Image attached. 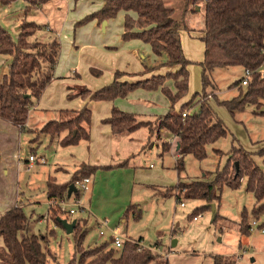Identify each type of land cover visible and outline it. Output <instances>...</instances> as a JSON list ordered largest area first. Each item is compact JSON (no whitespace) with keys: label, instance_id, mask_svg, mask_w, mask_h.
Listing matches in <instances>:
<instances>
[{"label":"trees","instance_id":"obj_1","mask_svg":"<svg viewBox=\"0 0 264 264\" xmlns=\"http://www.w3.org/2000/svg\"><path fill=\"white\" fill-rule=\"evenodd\" d=\"M18 0H0L2 7H9ZM29 9L40 8L49 0H24ZM186 12L191 8H204V29L200 40L204 44V58L200 62L202 69V92L182 104L178 112L174 106L184 99L189 92V66L191 61L185 56L182 46L181 32L184 20L175 18V10L165 0H104L103 7L86 16L76 24V28L97 20L101 25L110 21L120 13H124V33L122 39L130 41L141 40L150 45L153 54L164 61L153 66L145 64L146 72H155L166 68L165 74H154L152 77L137 82L122 81L126 73L117 71L114 81L97 90L84 88L79 93L69 95L70 99L82 96L91 101L112 102L126 98L131 92L143 88L146 90L161 89L171 102V110L154 120H141L135 114L113 108L111 117L105 120L115 137L132 134L141 128H146L149 138L154 134L174 138L176 142V166L178 173L184 170V159L192 155L197 160L207 158L208 146L228 136V129L219 118L212 106L211 100L223 105L235 115L253 107V114L264 116V0H184ZM136 15V18L132 16ZM43 27L35 21L23 19L17 27V37L0 25V55L12 57L9 73L0 83V119L5 120L24 130L29 119L30 110L40 100L47 86L54 78L56 64L60 57L61 44L58 38L49 42L38 39V32ZM186 28V27H185ZM190 31V30H189ZM240 67L253 72L248 85L242 86L243 77L233 83L230 88H239L238 96L232 100L220 101L216 95L217 84L213 74L218 69ZM93 75L99 72L91 70ZM168 82H173L176 91L170 90ZM199 99L197 102L196 100ZM199 105V111L190 113L192 103ZM74 119L52 120L44 125L41 134L50 137L66 136L60 141L62 147L74 146L81 141H91L92 111L85 106L80 111H74ZM187 116L184 118L183 114ZM154 126V127H152ZM76 133V134H75ZM52 139V138H51ZM167 146V145H166ZM168 147L164 153L170 152ZM217 154L222 151L215 150ZM264 161V148L250 152L240 147H233L228 161L222 170L214 173L212 180H194L179 182L171 189L181 188L176 195L178 203L186 200L203 201L205 206L197 210L211 208L213 203H220L225 188L237 190L242 186L241 180L247 179L246 191L253 194L256 203L253 213L257 216L264 212V170L256 163L255 157ZM238 163V169L236 166ZM127 161L119 165L91 166L82 164L75 172L72 180L59 184L53 177L47 181V197L51 201L80 199L82 193L76 191L71 197L68 192L77 180L91 178L100 170L125 168ZM196 211V210H195ZM140 219V209L130 205L126 211ZM65 214L58 207L49 206L48 215L34 219L26 213L24 206L17 203L0 216V237L3 246L0 247V264H59L54 260L49 248V235L36 234L33 230L35 221L52 220L57 227L65 228L59 219ZM215 213V220L217 217ZM195 213H193L192 217ZM68 222L70 220H67ZM73 222V221H72ZM260 227V226H259ZM251 225L247 222V211L242 214L241 233L249 235ZM81 230V220H77L73 232L75 239V255L70 264H171L169 258L154 252L151 248H160L157 242L153 246L140 249L143 239H128L121 248H113L114 239L101 246H95L83 251L86 231ZM78 255V256H77ZM222 257L215 256L212 264H223ZM225 264H236L230 261Z\"/></svg>","mask_w":264,"mask_h":264},{"label":"rangeland","instance_id":"obj_2","mask_svg":"<svg viewBox=\"0 0 264 264\" xmlns=\"http://www.w3.org/2000/svg\"><path fill=\"white\" fill-rule=\"evenodd\" d=\"M102 2L103 0H49L40 8L32 9L28 18L43 27L38 35L45 37L46 41L58 38L61 44L60 54H71L70 58L74 64L82 61L83 65H86L87 60L92 61L87 55L88 50L83 51L82 56L76 57L70 52V49L74 51L76 49L71 48L70 42L74 38L69 28L73 21H81L97 12ZM170 2L169 6L175 10V18L185 21L181 40L185 56L191 61L189 92L182 99L186 103L196 93L202 92L200 62L204 51L200 35L204 29V12L197 10L192 12L191 8L186 12L184 0ZM125 16L124 13H120L117 18L111 20L109 30L103 33L102 37L114 38L120 34ZM47 28L51 29V32ZM189 29L195 30L194 32L200 35H190L189 32L193 31ZM145 45L143 44V51L140 50L146 56L145 61L142 62L150 65L154 63L155 56L150 45ZM99 58L100 56L98 62H100ZM138 67L141 69V65L137 62L135 66L137 72L140 70ZM98 71L99 77L106 74L103 70ZM241 77L240 67L218 69L214 72L213 79L217 84L216 95L220 101L232 100L237 96V91L230 86ZM171 84L170 90L175 92L176 89L173 83ZM182 100L177 103L178 106H174V110H180ZM119 101L126 107L128 113L133 112L145 121L166 115L172 107L161 89L151 91L139 88L126 98H120ZM194 103L188 110L190 113L199 111V105ZM211 103L228 129V136L208 146V156L204 160H197L192 155L186 156L185 167L181 173L175 169L176 158L172 153V150H176L177 140L169 138L166 133H162V136L154 134L149 138L147 129L141 128L118 138L115 150L119 157L115 155L113 163L110 164L119 165L127 161L128 166L111 170L100 169L91 177L92 181L95 180L97 183L94 198L91 200L92 189L82 193L80 197L81 204L85 205L90 213L62 215L66 220L75 218L81 220L80 232H87L83 251L109 242L113 236L111 230L116 228L119 235L124 238L143 237L145 247L159 242L161 252L165 254L171 252V264H210L215 256L222 257L223 264L230 261H236V264H264V212L259 216L253 213L254 207L259 203H256L253 194L246 191L247 179L241 180L242 186L237 190L225 188L220 203L215 202L211 208L204 211L197 208L205 206L206 203L186 200L185 191L182 193L185 207H181V203H178L173 196L179 193L181 188L171 189V187L179 182L212 180L214 173L222 170L226 165L233 147H240L250 152L264 148V116L254 115L253 107L232 115L225 106L217 104L215 100H211ZM75 116L76 114L70 112L65 114L63 119H74ZM26 126L27 124L24 127L26 132L20 134L19 130H16L12 134L9 123L0 119V214L10 210V207L15 206L18 201L24 206L26 213L33 215L37 220L48 215V176L55 178L59 184L70 181L76 165L87 160L89 150L85 142L64 149L57 144V140L62 136L45 138V135L41 134L44 126ZM28 135L32 136V143L41 141L38 148H35V145L31 150L28 149L25 144ZM51 138L54 140L52 144H50ZM168 147L171 153L163 154L162 151ZM215 150L222 153L217 154ZM30 155H35L39 162L28 169L25 160ZM42 158L46 163L41 162ZM255 161L264 170L263 159L256 156ZM58 167L61 169L57 170ZM128 168L130 171H122ZM131 168L140 169L134 173ZM131 202L137 204L140 209V219H135L132 213L125 216ZM244 210L247 211V222L252 227L249 235L240 232ZM193 213L199 218L198 221H194ZM96 217L109 222L111 229H104L106 232L104 237L99 235L102 228L97 225ZM254 222L257 226H253ZM33 230L40 235H49L54 231L55 234L49 237L52 256L59 264H70L75 255L73 233L68 234L57 227L54 221L46 219L35 221ZM174 241L177 243L175 246H173ZM0 244H2L1 239ZM110 246L115 248L113 245Z\"/></svg>","mask_w":264,"mask_h":264},{"label":"crops","instance_id":"obj_3","mask_svg":"<svg viewBox=\"0 0 264 264\" xmlns=\"http://www.w3.org/2000/svg\"><path fill=\"white\" fill-rule=\"evenodd\" d=\"M165 1L168 5L171 3L170 2L171 0H165ZM103 5H104V0L102 2L101 7L97 8V10L99 11L103 7ZM27 7H28V3L25 2L24 0H18L9 7H2L0 5V25L6 28L8 31H10L14 38H16L18 35L16 31L17 26L21 23L23 19L26 18L29 21H33L28 18V15L32 11V9H29L28 13L26 14ZM197 11L204 12L203 5L198 7ZM132 16L136 18L135 14H132ZM78 22L80 21L79 20L73 21L69 28V31L73 32V38H74V40L71 38L72 39L70 42V45H72L71 48L76 49L75 51L73 49H70L71 51L70 50L69 51L76 57L77 55L82 56L83 51L88 50L87 55L89 58L92 59V61L89 62L87 60L86 65H83L82 61L78 64H74V61H71V58H70L71 54L69 55H65V53L60 54L59 60L56 64L54 78L52 82L47 86L40 100L30 110L29 119H28L27 126H26V127H29V126L34 125V126L39 127V126H44L46 123L52 120H64L63 117L65 114L74 112V111H80L85 106H87L92 111V124H91V131H90L91 141L90 142L81 141V142H85L86 145L88 146L89 156L87 160H84L81 163H78L76 165V168L73 174H75V172L80 168L82 164H88L91 166H108V165H111L110 163H113L115 155H116L115 157H119V154L116 153L115 148H116L117 140L120 137H115L112 133L111 126L109 124H106L104 121L111 117L113 108H118L124 112H126L127 110H125L126 107H124L120 103L119 101L120 98L112 102H106V101L96 102V101H91L90 99H84L82 96H78L73 99H70L69 95L72 93L74 94L79 93L80 90H83L84 88H88L93 92L97 91L111 84L115 79V74L117 71L126 73L127 76H124L121 80L129 81V82H137L140 80H145L147 78L152 77V75L154 74H165L167 72L166 68H162L158 71L151 72V73L145 71V68H144L145 62L144 63L142 62V60L145 61L146 59L144 52H142L143 44L145 45V43L138 39L124 41L122 39V35L124 33V25H123V29L121 30L120 34H118L116 37L105 38V37H102V34L107 33V31L109 30L111 20L107 22V26L104 31L102 30V24L100 25L97 20H94L90 22L89 24L76 28V24ZM191 29L189 30L193 32H189L190 35L191 34L198 35V36L200 35L194 32L195 30H191ZM47 30L51 32V29L47 28ZM39 36L40 35H37L38 39L44 42L50 41V40L46 41L45 37H42V36L39 37ZM145 46H148V45H145ZM202 47L204 51V44ZM99 56H100L99 58L100 62H98ZM202 57L204 58V53ZM203 58H201V60H203ZM163 61H164L163 59H158L155 56L154 63L153 64L150 63V65L149 64L147 65L153 66ZM11 62H12L11 56L0 55V83L2 82L4 76L9 73V66ZM137 62L139 63V65H141V69L138 67V69H140L138 72L135 68V66L137 65ZM91 69L103 70L106 74L99 77V76L93 75L91 72ZM241 69H242V77H243L244 69L243 68ZM171 83L173 82H168L167 85L170 86L172 85ZM232 89L237 91L236 95L238 96L239 94L238 88H232ZM218 95H219V92H218ZM182 101L183 103H185L184 100ZM175 111L178 112L177 110ZM131 113L134 114L133 112ZM9 130L12 134H14L16 130H19L20 134H22L23 132H26V130L24 131L20 129L19 127L14 126L11 123H9ZM66 134L67 133L62 134V137L57 140L58 146L62 147L60 145V141L66 136ZM49 137L50 136L45 135V138H49ZM31 141H32V136L28 135L27 139L25 140V144L30 150H31V147L35 145H36L35 148H38L39 147L38 144L41 142L40 141L39 143H32ZM53 142L54 140L50 139V144H52ZM76 146H78V144L74 146L63 147V148L69 149V148L76 147ZM172 153L176 158L177 157L176 150H172ZM28 160H29V157L27 158V160H25V163L27 165H29ZM19 161L21 160L19 159ZM175 166H176V163H175ZM60 169H61L60 167L57 168V170H60ZM139 169L140 168H137V169L133 168L132 170H134V173H135ZM128 170L129 168L122 170V171L128 172ZM48 179L49 178H47V181ZM68 182L69 181H66L60 184H65ZM96 184L97 183L95 182V180H93L92 186H91L93 195L91 197V200L94 198L95 192H97ZM17 200H18V197H17ZM49 202L50 201L48 200V203H47L48 206H49ZM132 203L133 202H131L129 206L135 205ZM15 206H11L10 208H13ZM87 213H90L89 209H87ZM2 214H4V211L0 214V216ZM98 219H101V218L96 217V221ZM74 220L77 221L80 219L75 218V219L70 220L69 222H72ZM140 238H142L144 241L143 237H140ZM0 239L2 240V244H0V246L1 245L3 246V239L1 237ZM128 239L137 240L134 238H128ZM168 254H169L168 258L170 261L171 252H168ZM212 263L213 261L210 262V264Z\"/></svg>","mask_w":264,"mask_h":264},{"label":"built area","instance_id":"obj_4","mask_svg":"<svg viewBox=\"0 0 264 264\" xmlns=\"http://www.w3.org/2000/svg\"><path fill=\"white\" fill-rule=\"evenodd\" d=\"M253 72L251 70H245L244 71V76H243V80H242V86H247L248 82L252 76ZM263 76H264V72H263ZM187 116L186 113L183 114V117L185 118ZM37 162H39V159L36 158L35 155H30L29 156V160H28V169H31ZM42 163H46V160L44 158L41 159ZM91 186H92V179L91 178H84L81 180H77L75 183V187L77 189V191H80L81 193H86L88 191L91 190ZM73 199V200H71ZM49 206H55L58 207L62 212H64L65 214H71V215H75L78 212L86 214L87 213V209L84 205L81 204L80 199H76V197L74 198H70L69 200H56L53 199L49 202ZM181 207H185V203L181 204ZM199 218L195 217L194 221H198ZM97 225H99L101 228L99 235L101 237L106 236V232L104 231V229H111L109 227V222L107 220L104 219H98L97 221ZM253 226H257V223L254 222ZM113 233L112 238L114 239V243L113 246L116 248H121L124 244L125 241L128 240V238H124L122 236L119 235L118 230L112 229L111 230ZM140 249L145 248V246L143 244H141ZM154 252H158L160 253L162 256L168 258L169 254H165L163 252L160 251V249H156V248H151Z\"/></svg>","mask_w":264,"mask_h":264},{"label":"water","instance_id":"obj_5","mask_svg":"<svg viewBox=\"0 0 264 264\" xmlns=\"http://www.w3.org/2000/svg\"><path fill=\"white\" fill-rule=\"evenodd\" d=\"M106 26H107V21H104L102 24V30L103 31L106 29ZM236 166L238 169V163H236ZM76 191H77V189H76L75 185H71L69 192H68V196L71 197L72 194ZM59 222L63 224V226H64V228L68 234H72L76 228V225H77L76 220H74L73 222L70 223L66 219H59ZM175 245H176V241H174V243H173V246H175Z\"/></svg>","mask_w":264,"mask_h":264}]
</instances>
